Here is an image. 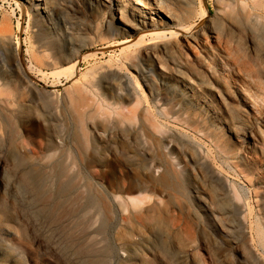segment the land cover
I'll return each instance as SVG.
<instances>
[{"label": "rangeland", "instance_id": "rangeland-1", "mask_svg": "<svg viewBox=\"0 0 264 264\" xmlns=\"http://www.w3.org/2000/svg\"><path fill=\"white\" fill-rule=\"evenodd\" d=\"M40 1L0 0V264H264V0Z\"/></svg>", "mask_w": 264, "mask_h": 264}, {"label": "bare ground", "instance_id": "bare-ground-1", "mask_svg": "<svg viewBox=\"0 0 264 264\" xmlns=\"http://www.w3.org/2000/svg\"><path fill=\"white\" fill-rule=\"evenodd\" d=\"M29 1H35V8L37 10H46L47 9V6L46 5H43L42 2L40 0H29ZM110 3H113L111 0H108ZM116 8H121L124 6V1L125 0H116ZM115 3V2H114ZM141 5H144L146 8H149V9H154L155 11H152L150 13H152L153 15H159V17L161 18H164L163 14H167L166 18L165 19H168V20H173L174 21V18L173 16H171L170 14H168V12L164 9V7L160 4L159 7L157 6H147L145 5L144 3L142 2H139ZM23 5V3H21ZM115 5V4H114ZM118 10V9H117ZM134 11L136 12H140L139 9H134ZM121 16V15H120ZM119 19V17H118ZM154 19L153 17H150V16H147L146 18H144V20L141 21L140 24H135V23H131V22H124L123 19L120 18V22L122 21V23H124L125 27H128L129 29H131L132 31H140L141 33H146L148 32L150 35L152 36H157V35H163L164 33L160 31L162 25H159V24H155L154 23ZM165 28V27H164ZM166 32V31H165ZM161 33V34H160ZM175 34V33H174ZM177 34V33H176ZM145 35V34H144ZM165 35V34H164ZM167 35V34H166ZM185 35V34H184ZM147 36V35H146ZM175 36V35H174ZM160 37V36H159ZM165 37V36H164ZM191 37V36H189ZM188 37V39H189ZM192 38V37H191ZM190 38V39H191ZM141 39V37L139 38ZM139 42V41H138ZM77 66L74 65V67ZM75 72H73L74 74ZM249 156H253L252 153L249 154ZM180 178V173H178L177 171L175 170H172V169H169L163 176L162 178L160 179V182L161 184L164 186V187H168V188H172V187H182V184L178 181ZM72 187V186H71ZM144 187L143 186H138L134 189H138V190H142ZM93 203H95L94 201H92Z\"/></svg>", "mask_w": 264, "mask_h": 264}]
</instances>
